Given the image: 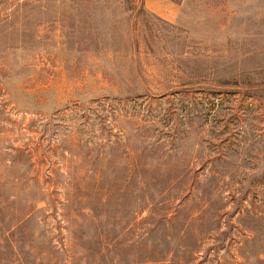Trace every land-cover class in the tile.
Segmentation results:
<instances>
[{
	"label": "rangeland",
	"instance_id": "rangeland-1",
	"mask_svg": "<svg viewBox=\"0 0 264 264\" xmlns=\"http://www.w3.org/2000/svg\"><path fill=\"white\" fill-rule=\"evenodd\" d=\"M9 242L29 264H264V0H0Z\"/></svg>",
	"mask_w": 264,
	"mask_h": 264
},
{
	"label": "trees",
	"instance_id": "trees-1",
	"mask_svg": "<svg viewBox=\"0 0 264 264\" xmlns=\"http://www.w3.org/2000/svg\"><path fill=\"white\" fill-rule=\"evenodd\" d=\"M12 242H9V248L8 250L2 251L0 249V260L3 259L4 257H13L16 254L18 255V260H16V262L13 261H6V264H29V258L27 257V254L24 250H17L14 251V247L11 244ZM87 252H88V257H89V261L86 264H95V261L92 258L93 255V250L91 249V246H89L87 248ZM24 260H23V258Z\"/></svg>",
	"mask_w": 264,
	"mask_h": 264
}]
</instances>
